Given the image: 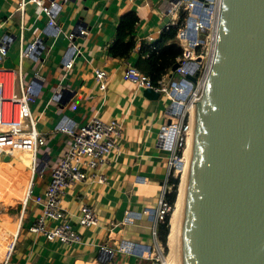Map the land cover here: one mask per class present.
<instances>
[{"label": "crops", "instance_id": "1", "mask_svg": "<svg viewBox=\"0 0 264 264\" xmlns=\"http://www.w3.org/2000/svg\"><path fill=\"white\" fill-rule=\"evenodd\" d=\"M19 1L0 0V36L6 32L17 35L8 54L0 59V67L16 70L21 67L24 84L34 85L36 100L31 108L37 129L47 136V142L38 151L39 172L34 178L33 195L25 199L29 180L20 198V211L0 213V219L6 222L12 217L23 218L10 264H150L149 260L114 251L121 239L143 243L155 240L154 219L144 210L155 209L161 190L169 191L170 187V151L160 144L162 128L169 119L170 99L161 95L158 99L147 97L144 89L125 81L123 73L129 65L138 68L140 57L146 56L140 52L142 40H158L161 32L178 23L181 16L172 11V0H57V26L53 27L35 4H28L24 14L18 12ZM130 11L140 17L137 46L127 58L114 57L110 48L118 21ZM22 21L26 26L23 42L19 33ZM80 25L88 32L76 35L75 43L81 51L75 56L73 67L67 70L65 61L71 44L67 35L75 33ZM35 41H39L35 52L23 56L21 61V48L26 49ZM97 68L108 72L105 91L95 79ZM95 117L105 121L115 119L122 125L117 149L101 171L106 180L100 183L88 176L85 182L72 183L61 197L60 204L71 215L82 241L71 245L49 241L29 228L43 210L34 198L44 194L52 169L71 144L70 136L59 128L65 123L82 126ZM5 158L0 159V195L9 200L15 194L9 182L21 184L23 189L29 176L20 173L22 169L30 171L31 179V169L28 153L20 152L13 157L17 162ZM82 204L96 208L97 226H79L77 215ZM128 211L142 215L126 222ZM52 224L49 221L48 225ZM157 240L160 242L159 233ZM102 246L113 250L114 262L105 261L108 253Z\"/></svg>", "mask_w": 264, "mask_h": 264}, {"label": "built area", "instance_id": "2", "mask_svg": "<svg viewBox=\"0 0 264 264\" xmlns=\"http://www.w3.org/2000/svg\"><path fill=\"white\" fill-rule=\"evenodd\" d=\"M47 1V2H46ZM35 4L49 18L48 25L56 27L55 19L58 7L57 0H20L18 12L24 14L28 4ZM222 0H178L171 1L173 12L184 16L177 39L183 48L182 55L178 58V67L169 72L158 84H154L149 75L141 72L137 67L129 65L123 73V79L135 84L141 89H153L161 96L170 99L168 121L162 128L160 144L170 151V174L173 166H179L184 154L189 134L192 130V114L189 113L193 99L199 98L196 84L203 85L208 76L214 56L217 32ZM26 26L22 21L19 26L21 41ZM87 28L80 25L75 33H70V50L65 61L66 69L74 65V59L80 54V48L75 43L76 35H86ZM17 35L6 32L0 36V59L8 54ZM39 41H35L24 49L21 48L20 58L32 55ZM207 57V52H209ZM201 59V61H198ZM198 61V81L194 83L190 78L193 75L191 64ZM22 62H20V66ZM19 67L8 69L0 67V159L4 156L15 157L20 152L30 155L31 179L25 199L33 195L34 178L38 174V151L46 145L47 136L37 129L31 105L36 100L34 85L24 84L22 71ZM95 79L101 90L105 91L108 84V72L103 68L94 70ZM196 89V90H195ZM190 108V109H189ZM122 125L115 119L105 121L95 117L82 126L63 124L59 130L68 134L71 144L66 153L60 158L52 169L49 181L43 195L34 198L43 206L41 216L30 226V231L42 234L49 241H58L63 245H71L82 241L81 234L74 228L71 215L66 212L60 202L67 187L75 182H85L88 176L104 183L106 177L102 169L108 164L111 155L117 149V138L121 134ZM167 189L163 188L155 209H145L144 213L153 217L152 235L155 240L152 243H143L128 239H121L114 253L124 256H136L139 259L151 261V264H159L156 256L160 243L157 240L158 228L170 214L171 203L167 198ZM1 213V211H0ZM142 214L131 211L126 212V222H133ZM22 217H12L9 221L0 219V264H10L16 244L19 240L22 227ZM52 222V225L48 223ZM77 223L83 228L97 226L99 217L97 210L91 204H82L79 207ZM102 250H108L102 246ZM109 251L113 252L112 249Z\"/></svg>", "mask_w": 264, "mask_h": 264}, {"label": "water", "instance_id": "3", "mask_svg": "<svg viewBox=\"0 0 264 264\" xmlns=\"http://www.w3.org/2000/svg\"><path fill=\"white\" fill-rule=\"evenodd\" d=\"M198 61L191 64L194 83ZM194 112L183 262L264 264V0H222L215 52ZM105 251V261L114 262Z\"/></svg>", "mask_w": 264, "mask_h": 264}, {"label": "trees", "instance_id": "4", "mask_svg": "<svg viewBox=\"0 0 264 264\" xmlns=\"http://www.w3.org/2000/svg\"><path fill=\"white\" fill-rule=\"evenodd\" d=\"M183 20L184 16H181L178 23L167 26L161 32L158 40L154 42L142 40L140 42V52L146 56L140 57L138 68L141 72L149 75L154 84H158L159 80L171 71L173 65L177 63L178 58L183 53V48L177 39V33ZM139 21L140 17L135 11H130L120 17L115 40L110 48V52L114 57L127 58L134 51L137 46L136 31ZM169 184L173 186V190H176L178 178H174L173 172L170 174ZM168 197L170 203L176 199L173 192ZM169 220L170 214L164 222L160 223L158 228L159 239L163 243L167 241L170 229Z\"/></svg>", "mask_w": 264, "mask_h": 264}, {"label": "bare ground", "instance_id": "5", "mask_svg": "<svg viewBox=\"0 0 264 264\" xmlns=\"http://www.w3.org/2000/svg\"><path fill=\"white\" fill-rule=\"evenodd\" d=\"M199 98L193 99V103L190 109L193 117L192 130L189 134L187 140V147L185 152V157L179 163V169L182 172V184L179 188L178 197L176 200V207L171 214V229L168 238V245L170 246V252L165 257L166 264H184L183 262V230L185 223V212H187V201L189 197V174L193 168V152L195 146V133L194 132V116H195V106ZM196 131V130H195ZM194 132V135H193ZM30 162V155H29Z\"/></svg>", "mask_w": 264, "mask_h": 264}, {"label": "rangeland", "instance_id": "6", "mask_svg": "<svg viewBox=\"0 0 264 264\" xmlns=\"http://www.w3.org/2000/svg\"><path fill=\"white\" fill-rule=\"evenodd\" d=\"M209 53H210V51L209 52H207V57L206 58H208V56H209ZM195 88H198V90H199V93H198V97H200L201 96V93H202V90H203V88H202V84H196V86H195ZM196 90V89H195ZM190 109V108H189ZM191 114V110L189 111V113H187V116L188 115H190ZM194 132H196V131H194ZM195 137H196V135H195ZM187 147V146H186ZM186 147H185V150H186ZM185 157V152H184V154L182 153L181 154V157L182 158H184ZM6 157V156H5ZM4 159V158H3ZM5 159H7V160H10V161H16L17 162V159L16 158H12V157H6ZM27 159H29V158H27ZM172 171H174V178H178V185H177V187H176V190H173V186L172 185H170V187H169V191L167 192V198L169 199V197H168V195L169 194H171L172 192L173 193H175V198L176 199H174V201L171 203V206H172V208H171V211H170V217H171V214H172V212H173V210L175 209V207H176V202H175V200H177V197H178V193H179V188H180V186H181V184H182V172L180 171V169H179V167L178 166H173V170ZM20 174H22V175H28L29 177H28V180L25 182V183H23V185H24V188L22 189L21 188V184H17L16 182H13V181H11V182H9V186L11 185V186H13L14 187V189H15V194H13L12 196V199H9V200H7V199H4L3 198V196H1L0 195V199L1 200H4V202L3 201H0V202H2V203H0V209H1V213H6V212H8V213H10V214H12V213H15V214H17L18 213V211H20V207H21V200H20V198L22 197V195H23V193L24 192H26V189H27V186H28V182H29V180H30V171H28V170H26V169H22V171H21V173ZM15 186H16V188H15ZM7 205H10L11 207V209L9 208L8 209V206ZM5 207H7V209L6 210H4V208ZM1 215V214H0ZM171 220V219H170ZM169 220V221H170ZM170 228H171V223H170ZM160 240V239H159ZM160 247H159V249L157 250V254H156V256H157V258H158V260H159V264H166L165 262H166V259H165V257L168 255V253L170 252V246L169 245H167V241H166V243H163L161 240H160ZM121 264H124V263H121ZM151 264V263H150Z\"/></svg>", "mask_w": 264, "mask_h": 264}]
</instances>
